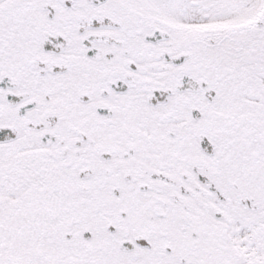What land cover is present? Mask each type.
Returning a JSON list of instances; mask_svg holds the SVG:
<instances>
[{
    "label": "snow or ice",
    "instance_id": "obj_1",
    "mask_svg": "<svg viewBox=\"0 0 264 264\" xmlns=\"http://www.w3.org/2000/svg\"><path fill=\"white\" fill-rule=\"evenodd\" d=\"M0 264H264V0H0Z\"/></svg>",
    "mask_w": 264,
    "mask_h": 264
}]
</instances>
